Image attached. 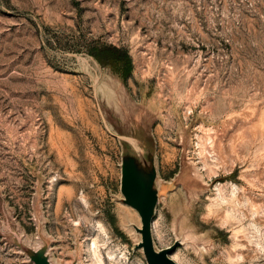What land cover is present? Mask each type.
Here are the masks:
<instances>
[{
	"label": "rangeland",
	"instance_id": "rangeland-1",
	"mask_svg": "<svg viewBox=\"0 0 264 264\" xmlns=\"http://www.w3.org/2000/svg\"><path fill=\"white\" fill-rule=\"evenodd\" d=\"M104 44L127 75L89 54ZM126 94L159 180L183 154L203 184L159 200L155 245L178 240L177 264H264V0H0V264H31L17 243L40 235L56 263L146 264L105 118Z\"/></svg>",
	"mask_w": 264,
	"mask_h": 264
},
{
	"label": "water",
	"instance_id": "water-1",
	"mask_svg": "<svg viewBox=\"0 0 264 264\" xmlns=\"http://www.w3.org/2000/svg\"><path fill=\"white\" fill-rule=\"evenodd\" d=\"M116 97V96H115ZM112 97L114 103L107 108L105 118L110 133L117 137L121 146L120 154V201L136 213L139 222L132 216L130 226L138 239L133 250H140L146 264H177L171 253L180 244L158 248L153 239L152 225L156 206L161 198L181 186L185 194L202 187L192 166L182 154L178 172L169 181L159 180L155 160V140L152 135V121L143 106L136 105L129 94L123 98ZM11 235V234H10ZM7 236L13 241L11 236ZM35 247L19 241L18 247L31 264H79L76 252L68 263H56L51 258V239L40 235Z\"/></svg>",
	"mask_w": 264,
	"mask_h": 264
},
{
	"label": "trees",
	"instance_id": "trees-1",
	"mask_svg": "<svg viewBox=\"0 0 264 264\" xmlns=\"http://www.w3.org/2000/svg\"><path fill=\"white\" fill-rule=\"evenodd\" d=\"M89 54L94 56L101 64H109L113 69L118 70L123 75H127L130 70L129 56L126 50L114 45H96L89 50Z\"/></svg>",
	"mask_w": 264,
	"mask_h": 264
},
{
	"label": "bare ground",
	"instance_id": "bare-ground-1",
	"mask_svg": "<svg viewBox=\"0 0 264 264\" xmlns=\"http://www.w3.org/2000/svg\"><path fill=\"white\" fill-rule=\"evenodd\" d=\"M92 244L94 245V243H92ZM93 245H92V246H93ZM95 246H96V245H95ZM89 249H90V246H87V250H89ZM91 251H92V250H91Z\"/></svg>",
	"mask_w": 264,
	"mask_h": 264
}]
</instances>
